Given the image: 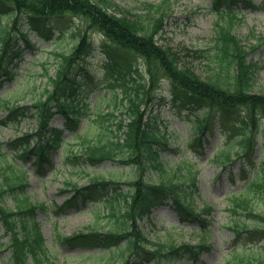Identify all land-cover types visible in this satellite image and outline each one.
I'll return each instance as SVG.
<instances>
[{"label": "trees", "instance_id": "obj_1", "mask_svg": "<svg viewBox=\"0 0 264 264\" xmlns=\"http://www.w3.org/2000/svg\"><path fill=\"white\" fill-rule=\"evenodd\" d=\"M240 1L233 0V4ZM219 2L220 0L216 1L217 4H220ZM247 2L250 6L253 4L252 0ZM110 4L109 0H0V13L10 12L15 17L12 29L17 27L20 15L28 16L34 26L40 25L43 20H62L69 15L80 19L86 25L75 33L79 40L71 56L59 55L62 65L56 77H50L53 90H46L32 107L30 116L37 117L39 121V131L36 133L39 142L32 144L33 137L26 134L9 145L13 150L19 147L22 156L34 155L38 161L49 160L51 149L60 147L62 131L49 127L50 120L56 113L53 111L55 104L61 107L57 112L67 116L66 127L72 129L77 124L71 115L74 109H69L67 105V98L76 90L75 83L66 81L67 72L71 63L91 47L90 30L101 33L107 39L110 45L104 44V51L111 60H116V66L119 62L124 67L133 68L129 58L123 54H134L143 59L147 67L148 83H142L135 89V98L129 94L130 122L125 124L121 121L117 125L119 131H124V135H116L113 139L111 135L114 131L107 127L108 132L99 135L96 142L83 139V157H75L76 162L85 158L93 166L117 160L123 164L132 163L141 169V177L129 183L128 190H122L118 181L100 176L90 179V184L85 187L66 182L65 187L74 193L73 199L82 196L84 201L92 198L94 194L106 195L109 214L116 219V225L113 230L107 232L92 229L88 233L78 232L69 237L61 236V242L71 248L115 249L107 264H190L188 259L184 258L190 256L192 260L196 259L202 252L210 249L209 216L213 209L205 205L203 209L198 210L193 201L199 170L186 161L175 172L173 168L166 167L160 159V149L157 148L161 145L166 147L167 143H163L153 128L149 127L141 112L146 97L152 94L154 89H158L164 79L170 80L175 92L182 95L183 106L204 108L205 114L198 118L200 135L209 130L213 112L220 114L217 123L222 127L229 126L231 119L243 112L238 122L228 129L229 148L217 153L213 162L222 169L230 168L235 160L250 158L256 153L257 147L262 148L261 169L246 187L231 194L228 207L232 217L229 229L233 231L236 240H264V213L255 209V203H258L256 200L264 199V92H253L256 64L247 60L246 47L242 46L241 40L232 32L234 24L238 21L237 14L233 10L222 14L221 21L226 24L223 26L219 23L218 27L215 55L218 66L213 75L204 80L197 75L193 67L181 62L177 52L159 45L155 39L163 28L164 3L150 6L151 10H155L160 16L148 23L139 16L133 17L130 12L112 14L109 12ZM22 36L28 41L26 33L22 32ZM46 36H49L48 33ZM1 42L0 72L3 71L5 76L10 77L12 71L3 63L10 47V29H6ZM198 53L202 54V51ZM4 104L9 113V120L13 119L15 122L19 121L20 116L25 117L30 112L27 106L11 105L9 101ZM102 119L106 117L100 118ZM258 137L261 140L258 141ZM148 167L155 170L158 181L145 178L143 174ZM3 169L11 171V174H4V179L0 182V223L4 226L6 234L10 235L7 245L11 253L10 264H52L47 256L46 240L36 221L37 210L45 209V206L27 201L22 205L19 197L29 185L27 176L18 175L9 164ZM184 170L187 175L186 180L182 181L179 180V175ZM9 196L16 197V209L6 206ZM166 200L171 201L181 221L200 224L202 235L199 243L154 241L143 233L141 221L150 216L156 204ZM250 225L252 229L249 228ZM261 243L258 253L232 252L233 260L230 264H264V241ZM118 257L121 258V263H117Z\"/></svg>", "mask_w": 264, "mask_h": 264}, {"label": "rangeland", "instance_id": "obj_2", "mask_svg": "<svg viewBox=\"0 0 264 264\" xmlns=\"http://www.w3.org/2000/svg\"><path fill=\"white\" fill-rule=\"evenodd\" d=\"M109 12L113 14L127 13L133 17H140L146 23L158 18L160 14L155 10L151 11V5L158 6L163 4L165 9L164 28L157 36L160 45L169 47L179 54L180 60L184 64H189L196 73L203 79L208 80L217 68L216 40L218 35V22L221 14L214 9V0H110ZM254 7L249 9L240 8L237 10L241 20L235 23L233 34L242 41V45L250 53L247 59L256 63V73L254 76L255 93L264 92V0H253ZM224 9V8H223ZM12 17L3 14L0 17V35ZM77 19V18H75ZM72 19L68 16L62 20H50L43 22L45 27L54 26L61 30H70L78 24L83 26L80 20ZM24 31H30L29 38L35 47L21 49V55L11 57L7 60L10 68L14 69V78L12 81L3 77L5 87L1 90V99H8L14 104L31 107L46 90L52 89V83L48 80L53 77L60 68L59 57L57 53L69 54L75 45V39L70 33H65L60 37L55 34L50 39H44L39 36V31L33 27L27 17H21V26ZM54 28V29H55ZM57 33V31L55 32ZM16 47L21 45L23 48L25 41L20 40L19 36L13 35ZM93 45L100 46L103 37L93 33ZM254 47H258L253 50ZM1 49V42H0ZM197 51H202L198 54ZM19 53V52H18ZM20 55V56H19ZM130 59L139 66L140 74L146 76V70L143 61L138 57L131 56ZM106 57L98 50H94L81 62H77L71 72L70 78L82 80L86 73L83 66L88 69L84 79V86L78 89L74 104H79L81 114L79 115L78 132H65L67 136H78L69 140L63 148L55 149L51 152V164L44 163V169L36 171L37 165L33 163L34 159L22 163L27 168V174L30 178L29 186L24 194L19 198L23 203L44 204L45 210L37 211V222L40 224L42 232L46 238V244L49 248L48 256L53 264H106L108 263V251L89 248L71 249L63 245L59 236H70L79 231L88 232L92 229L106 232L113 230L116 225V219L108 215L107 208L102 197L96 195L97 201L88 200L85 204L79 202L78 206L59 209L65 200L70 198V194L63 193L66 182H74L79 186H87L91 178L100 176L119 181L120 186L127 190L129 186L127 181L136 179L139 175V169L133 166H124L120 163L105 162L91 167L83 160L75 162V155H80L84 150L81 145L83 139H96L102 133L110 130H116L117 124L122 119H128L127 109L129 106L128 95L124 91V78L127 74H121L120 71H113L107 66ZM130 67V66H129ZM129 70L130 68L124 67ZM47 70V72H46ZM142 71V72H141ZM125 82L126 87L135 89L138 83ZM137 81L141 83L142 79L137 75ZM113 82V83H112ZM114 84V88L108 87ZM128 83V84H127ZM128 85V86H127ZM118 94L116 99L115 95ZM134 94L132 93V96ZM154 99L144 108L145 117L148 122L155 126L163 136H169L170 148L163 153V160L169 168L175 170L184 163L179 161L182 158H194L196 168L200 174L197 182V191L193 197L194 206L202 209L205 205H211L214 208L211 220L212 234L210 243L212 251L204 253L195 264H228L230 256L228 252L233 247V235L227 228L232 221L228 212V196L235 192L242 185L239 170L233 174V178L227 176L213 163L210 158L216 149H221L228 144L227 133L219 131V127H214V134L209 138L206 146L201 151L195 149L194 141L197 127V116L201 114V109L193 107H182L180 102L175 99L176 94L172 89L171 82L165 80L161 88L156 90ZM87 106V109L85 108ZM84 108V109H83ZM83 111V112H82ZM218 114V113H214ZM239 115L232 118V122L239 120ZM101 115V116H98ZM108 115V116H107ZM107 116V119L100 120ZM7 112L0 107V143H7L24 133L35 134L38 130V121L36 117L27 116L20 123L14 122L2 123L6 120ZM216 119V118H215ZM65 117L58 113L51 121V127L62 126ZM64 135V137H65ZM2 148L7 149L4 144ZM12 152L7 153L5 157H0V182L4 179V174H10L5 171L6 161H12L18 165L11 156ZM258 157V153L253 159ZM248 177L253 176L256 171L252 163H248ZM233 167H238L235 163ZM20 171V168H16ZM24 171V170H23ZM146 177L158 181L154 170L146 171ZM179 180H186V170L180 172ZM247 177V175H246ZM241 184V185H240ZM263 198V197H262ZM255 203L257 212L264 213V199L258 198ZM18 205L16 197L9 196L6 199V206L15 209ZM143 232L154 241H177L178 243H197L199 233L197 229L190 224H181L177 215L166 206H157L153 209L149 218L141 222ZM252 227V225H250ZM8 242L4 229L0 224V264H7L10 257L9 250L5 245ZM239 251H250L251 249L258 253L259 245L248 244L243 241L239 245ZM88 252H98V256L89 258L83 256Z\"/></svg>", "mask_w": 264, "mask_h": 264}]
</instances>
